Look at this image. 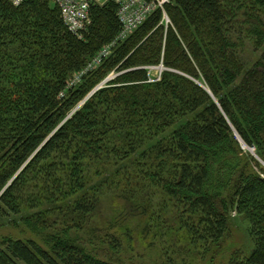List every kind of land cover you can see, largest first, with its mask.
I'll list each match as a JSON object with an SVG mask.
<instances>
[{"label":"trees","instance_id":"1","mask_svg":"<svg viewBox=\"0 0 264 264\" xmlns=\"http://www.w3.org/2000/svg\"><path fill=\"white\" fill-rule=\"evenodd\" d=\"M165 9L170 24L155 10L76 81L120 33L118 5H92L77 34L54 0H0V264H153L104 227L107 191L117 210L133 200L159 209L198 264H264V166L242 148L264 160V0ZM247 40L262 50L248 66ZM160 61L172 70L148 82L143 66ZM124 183L134 196L123 197ZM232 211L250 220L248 252L226 246Z\"/></svg>","mask_w":264,"mask_h":264},{"label":"rangeland","instance_id":"2","mask_svg":"<svg viewBox=\"0 0 264 264\" xmlns=\"http://www.w3.org/2000/svg\"><path fill=\"white\" fill-rule=\"evenodd\" d=\"M109 2V1H108ZM107 3V2H106ZM170 24V23H169ZM165 25V24H164ZM133 33H131L129 36H131ZM243 52L241 54L242 60L245 62V64L251 65L261 54L262 50H259L255 48L252 42L247 40L246 46L243 47ZM98 51V50H97ZM98 67V66H97ZM148 70V82H153L155 80H160L162 78L163 73L166 70H172L168 66L164 64V62L160 61L159 63L154 64H147L144 65ZM178 73L184 74L190 78H192L196 83H198L200 86L207 89L209 92L210 88L208 87L206 81L200 76L199 78H194L193 76L181 71V70H175ZM121 71H118L116 69L110 71L100 83H98L92 91H90L91 96L95 91H97L99 88L107 86L108 83L115 79ZM213 96V95H212ZM214 100H217L216 96H213ZM188 119L187 117L182 118L177 123L166 129L163 133L158 135L157 137L153 138L149 146L156 144L164 137H169L172 132L179 127L184 121ZM242 148L244 151H246L249 155L254 157L256 160H258L263 166H264V160L262 157L259 156L257 153V150L254 146H248V145H242ZM129 167L130 164L128 163ZM135 166V165H134ZM137 169V167H136ZM137 171H140L137 169ZM122 187V186H121ZM124 188V189H123ZM123 194L125 196H134V192L129 186L124 183L123 185ZM129 188V189H128ZM129 190V191H128ZM128 192V195L125 194ZM116 196H114L112 193L108 192L106 193V202L104 204L103 210L101 211L100 220L104 222V220H108V223L105 224L104 227L107 225L111 229V231L119 232L121 237L127 241L128 247H136L135 249L140 252H143L146 254V258L150 259L151 263L153 264H167L169 259L171 257H174L176 262L178 264H198L197 257H193V255L188 254L187 250L194 251V249H190V247L184 243V237H180V240H178V237L174 236L175 234H172L171 231L164 228L163 225L161 226L156 220V217L154 216V213L158 212L159 209H156V207H153L151 210H148L145 207V205L141 203H137L133 200L131 202L132 204L126 206L125 210L119 209L117 210L118 206L120 204L118 201L120 199H116V203H112V200H115ZM99 215V216H100ZM109 215V216H108ZM117 216L115 219L111 220L113 216ZM155 217L156 222L153 224V219ZM232 217L234 221V228H233V234L232 238L227 242L226 246L232 249L236 248H242L243 251H250L253 249L254 244L252 241V237L250 235V220L246 214H239L236 211H232ZM149 225V226H148ZM151 229L152 231L149 233L148 229ZM3 229L0 228V231ZM131 232V236L128 234ZM153 232V233H152ZM149 233V234H148ZM133 235V236H132ZM127 237H135L133 240H129ZM149 245V246H147ZM182 249H185L182 253ZM184 259V263H183ZM226 261V257L224 255H220L217 257L216 262L217 263H224Z\"/></svg>","mask_w":264,"mask_h":264},{"label":"built area","instance_id":"3","mask_svg":"<svg viewBox=\"0 0 264 264\" xmlns=\"http://www.w3.org/2000/svg\"><path fill=\"white\" fill-rule=\"evenodd\" d=\"M19 5L25 0H10ZM61 8L65 23L75 33H80L90 23V7L95 4L103 5L112 1L118 5V17L122 23V29L118 36L108 45L104 46L88 63L81 73L75 76L79 80L81 74H85L99 66L112 53L118 42L125 40L157 9L163 11V21L167 25L170 18L166 12V5L171 0H54Z\"/></svg>","mask_w":264,"mask_h":264},{"label":"water","instance_id":"4","mask_svg":"<svg viewBox=\"0 0 264 264\" xmlns=\"http://www.w3.org/2000/svg\"><path fill=\"white\" fill-rule=\"evenodd\" d=\"M242 145H246L245 143H243Z\"/></svg>","mask_w":264,"mask_h":264}]
</instances>
